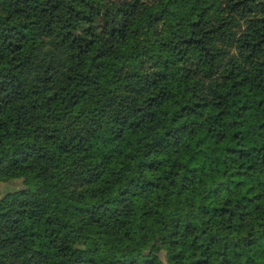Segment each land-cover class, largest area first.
I'll list each match as a JSON object with an SVG mask.
<instances>
[{
    "label": "trees",
    "instance_id": "1",
    "mask_svg": "<svg viewBox=\"0 0 264 264\" xmlns=\"http://www.w3.org/2000/svg\"><path fill=\"white\" fill-rule=\"evenodd\" d=\"M9 179L0 264H264V0H0Z\"/></svg>",
    "mask_w": 264,
    "mask_h": 264
},
{
    "label": "rangeland",
    "instance_id": "2",
    "mask_svg": "<svg viewBox=\"0 0 264 264\" xmlns=\"http://www.w3.org/2000/svg\"><path fill=\"white\" fill-rule=\"evenodd\" d=\"M23 187L22 179H9L0 182V195L3 196L8 192H13L19 190ZM162 259H164L163 253L161 254Z\"/></svg>",
    "mask_w": 264,
    "mask_h": 264
}]
</instances>
